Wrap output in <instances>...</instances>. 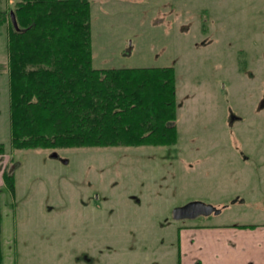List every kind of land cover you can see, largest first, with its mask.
<instances>
[{"label": "rangeland", "instance_id": "374dc122", "mask_svg": "<svg viewBox=\"0 0 264 264\" xmlns=\"http://www.w3.org/2000/svg\"><path fill=\"white\" fill-rule=\"evenodd\" d=\"M8 39L5 23L3 264H177L184 227L264 221V0H93L94 67H175L171 148L14 149ZM191 202L220 213L173 217Z\"/></svg>", "mask_w": 264, "mask_h": 264}, {"label": "trees", "instance_id": "16d2710c", "mask_svg": "<svg viewBox=\"0 0 264 264\" xmlns=\"http://www.w3.org/2000/svg\"><path fill=\"white\" fill-rule=\"evenodd\" d=\"M5 23L14 149L178 143L175 67H94L92 0H14L0 10ZM3 178L15 193V174ZM2 221L0 194V264Z\"/></svg>", "mask_w": 264, "mask_h": 264}, {"label": "crops", "instance_id": "0c3cea01", "mask_svg": "<svg viewBox=\"0 0 264 264\" xmlns=\"http://www.w3.org/2000/svg\"><path fill=\"white\" fill-rule=\"evenodd\" d=\"M13 1L0 2L4 6L2 10ZM4 157L0 155V184H5ZM178 255L177 264H264V221L184 227L178 236Z\"/></svg>", "mask_w": 264, "mask_h": 264}, {"label": "water", "instance_id": "95a60500", "mask_svg": "<svg viewBox=\"0 0 264 264\" xmlns=\"http://www.w3.org/2000/svg\"><path fill=\"white\" fill-rule=\"evenodd\" d=\"M11 18L17 27V20L14 12H11ZM213 213H220V210L206 203L191 202L185 206L175 208L173 210V217L177 220L196 219L201 216H209Z\"/></svg>", "mask_w": 264, "mask_h": 264}, {"label": "flooded vegetation", "instance_id": "af4514ba", "mask_svg": "<svg viewBox=\"0 0 264 264\" xmlns=\"http://www.w3.org/2000/svg\"><path fill=\"white\" fill-rule=\"evenodd\" d=\"M234 104L231 103L232 108L230 109V116L234 119L232 120V123H234L235 119L239 120L242 117L239 115V113L237 112V110L233 107ZM238 113V114H236Z\"/></svg>", "mask_w": 264, "mask_h": 264}]
</instances>
